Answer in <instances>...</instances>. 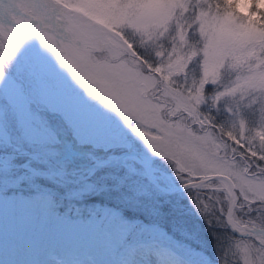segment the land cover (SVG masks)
Returning <instances> with one entry per match:
<instances>
[{"label":"snow or ice","instance_id":"snow-or-ice-1","mask_svg":"<svg viewBox=\"0 0 264 264\" xmlns=\"http://www.w3.org/2000/svg\"><path fill=\"white\" fill-rule=\"evenodd\" d=\"M242 8L235 0H0L9 49L0 51V77L21 40L38 33L90 92L138 122L187 187L227 193L243 264H264V225L234 211L240 201L264 209V0ZM210 86L214 104L231 101L228 128L200 110ZM257 105L252 126L242 109Z\"/></svg>","mask_w":264,"mask_h":264},{"label":"rangeland","instance_id":"rangeland-1","mask_svg":"<svg viewBox=\"0 0 264 264\" xmlns=\"http://www.w3.org/2000/svg\"><path fill=\"white\" fill-rule=\"evenodd\" d=\"M3 22L6 27L14 26L10 20ZM7 43L6 34H0V51L9 50ZM97 58L103 57L97 54ZM210 88L200 110L228 128L235 119L228 111L231 101L214 104L216 87ZM258 107L242 109L252 126L259 123ZM137 124L90 92L36 32L21 40L4 65L0 154H17L25 148L59 160L31 163L45 174L55 169H86L90 163L85 158L63 161L72 147L98 158L132 149L150 155L154 167L170 174L175 185L186 184L175 162L155 152L135 130ZM141 131L160 135L147 126ZM11 156L12 166L29 160ZM129 162L135 173L114 167L91 174L39 177L14 168L0 170V264H243L236 248L241 238L229 231L225 221L226 192L203 189L165 196L138 175L143 171L141 165ZM237 162L243 163L239 157ZM67 202L71 204L68 208L79 204L73 220L66 211L60 214ZM240 204L235 209L239 219L264 225V209ZM126 212L166 229L158 230V239L136 243L115 259L121 237L116 219ZM186 240L190 245L183 253L179 242Z\"/></svg>","mask_w":264,"mask_h":264},{"label":"water","instance_id":"water-1","mask_svg":"<svg viewBox=\"0 0 264 264\" xmlns=\"http://www.w3.org/2000/svg\"><path fill=\"white\" fill-rule=\"evenodd\" d=\"M14 156L18 157V156H21V155H26L28 157H30V161L31 162H37V163H40L38 160H37V157L41 156L43 158H46L50 161H53V162H56L55 158L49 156V155H46V154H33V153H30V152H27L25 150H23L21 153H17V154H13ZM80 155H83L82 153ZM133 157H140V158H146L148 161H149V165L147 166L146 168V172L144 174V177L158 190L160 191L161 193L165 194V195H176V194H181V193H184L188 190H201V189H195V188H191V187H187L186 184H183L181 186H177L175 188H167L165 186H163L162 184H160L152 175H151V172H152V169H153V160L151 158V156L145 154V153H142V152H136V151H132V150H127L126 152L120 154V155H112V156H108L102 160H98L96 158H90V161L93 163L92 165H89V169H92V170H101L103 168H111V167H114V166H124L127 168V165H126V160H128L129 158H133ZM41 164V163H40ZM43 165H45V163H42ZM12 168L14 169H25V170H30L31 172H33L34 174L38 175V176H42V177H51V176H54L56 175L57 173H62V171L58 170L56 171L55 173L53 174H49V175H42L38 170H36L35 168H33L32 166H30L29 164H20V165H15L13 166ZM0 170H3V168L0 167ZM83 171H74V172H67V171H64L63 173L64 174H67V175H75V174H79ZM231 207V204H230V201H229V204H228V209ZM227 209V210H228ZM227 213V212H226ZM225 221H226V215H225ZM226 225H227V228L229 229V231L235 236V237H238V238H242L241 235L234 231L233 229H231V227L227 224L226 222Z\"/></svg>","mask_w":264,"mask_h":264},{"label":"trees","instance_id":"trees-1","mask_svg":"<svg viewBox=\"0 0 264 264\" xmlns=\"http://www.w3.org/2000/svg\"><path fill=\"white\" fill-rule=\"evenodd\" d=\"M251 3L252 1L250 0L248 5L251 6ZM165 196H168V195H165ZM70 205H71L70 202H67V204H65L64 206H61L59 210H62L60 214L65 211L68 212L69 216L67 218L69 220H73V218L76 215V211H77L76 206L79 204L74 203L75 206H73L72 208H68ZM74 221L76 220L74 219ZM116 223L118 225L116 226V228L118 229V231H120L121 237H120V244L119 246H117V249H116L117 253H116L115 259H117L118 257L120 258L122 254L126 255V252H128L133 247V245H135L136 243H139L144 240L152 241L154 239H158L157 238L158 230L164 229L163 225H160V224L151 225L145 221L143 216L132 215L128 212L125 213V217L120 216L118 219H116ZM179 238H180L179 236L174 237V239L176 240H179ZM179 244L182 247V249L180 250L183 253L185 252V249L187 248V246L190 245L188 240H186V242L181 241L179 242Z\"/></svg>","mask_w":264,"mask_h":264},{"label":"bare ground","instance_id":"bare-ground-1","mask_svg":"<svg viewBox=\"0 0 264 264\" xmlns=\"http://www.w3.org/2000/svg\"><path fill=\"white\" fill-rule=\"evenodd\" d=\"M37 160L41 163H44L43 159H41L40 157H37ZM129 161L131 162H136L138 163L139 165H141L143 168H146L148 165H149V162L148 160H146L145 158H138V157H133L132 159H130ZM127 162L129 164V167H131V163L130 162ZM13 163V160L9 157V156H3V155H0V165L2 166H7V165H10ZM92 171H88V173L91 174ZM154 174V173H152ZM156 175V174H155ZM154 175V176H155ZM169 178H165V180H168ZM163 181V180H162ZM167 182V181H166ZM162 184L166 185L165 183L162 182Z\"/></svg>","mask_w":264,"mask_h":264},{"label":"clouds","instance_id":"clouds-1","mask_svg":"<svg viewBox=\"0 0 264 264\" xmlns=\"http://www.w3.org/2000/svg\"><path fill=\"white\" fill-rule=\"evenodd\" d=\"M235 3L237 4V6L239 7H243L244 6V0H235Z\"/></svg>","mask_w":264,"mask_h":264}]
</instances>
